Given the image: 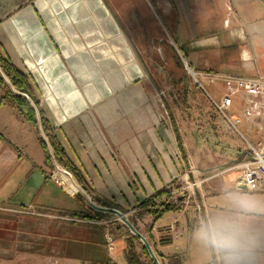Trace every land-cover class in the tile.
<instances>
[{
    "label": "crops",
    "instance_id": "crops-1",
    "mask_svg": "<svg viewBox=\"0 0 264 264\" xmlns=\"http://www.w3.org/2000/svg\"><path fill=\"white\" fill-rule=\"evenodd\" d=\"M120 5L108 8L117 16L119 41L127 43L115 66L112 46L98 50V19L88 0H0V55L28 77L35 101L24 98L36 112L35 123L19 114L7 95L15 93L0 84V243L31 250L30 260L128 264L125 238L112 234V247L107 241L118 214L103 208L136 214L141 231L149 224L147 234L163 257L161 240L178 243L191 226H202L242 241L239 252H226L209 240L221 254L219 264H264V190L244 189L236 167L248 157V143L262 137L264 95L208 80L201 87L191 74L264 77V0ZM150 40L160 46L151 63L145 45L133 44ZM162 68L175 80L151 76ZM226 95L232 97L228 113L242 119L243 141L215 131L210 142L203 134L212 112L207 96L221 101ZM41 113L90 196L74 176L83 195L51 179L59 164L43 137ZM165 216L169 225L157 228Z\"/></svg>",
    "mask_w": 264,
    "mask_h": 264
},
{
    "label": "rangeland",
    "instance_id": "rangeland-1",
    "mask_svg": "<svg viewBox=\"0 0 264 264\" xmlns=\"http://www.w3.org/2000/svg\"><path fill=\"white\" fill-rule=\"evenodd\" d=\"M69 1L70 0H62L63 3H68ZM122 1H127V0H88V2L91 3L95 7L93 12L96 15V18L98 19L97 21L94 20V23H93V26H97L98 32L100 33V36L98 35L95 38L97 41L98 50L99 51L102 50V53H103L106 51V49L109 51V48L111 49V46H112L115 66H118V65L121 66V62L123 60L122 55H123V53H126L125 52L126 51V46H125L126 42L124 40H123L124 43H121V41H119V40L123 39V36L120 35L121 32H120V27H119L118 21H117V16L112 15L111 14L112 11H109L108 8H110V6L120 8L122 6V5H120L122 3ZM130 1H134V0H130ZM147 1H152V0H147ZM114 11L117 13L120 12L118 8L114 9ZM131 27H132V25H131ZM137 27H138L137 23L132 27V29L135 31V33H137V29H138ZM104 30H105V32H104ZM106 32H107V34H109V33L112 34V32H113V34H112L113 37H111L109 34L107 41L105 38L102 39L103 34H105ZM135 33L133 32V34H135ZM134 37H138V36L134 35ZM133 44L135 46L136 45H145V50H143V54L149 58V59H147L149 63H151V61L157 59L155 54L160 53L159 52L160 46L155 41L152 42L150 40V41H147L146 43L135 41V43H133ZM169 49L170 48H167V50H169ZM172 49H174V48H172ZM163 50H165L164 47H163ZM99 55H100V52H99ZM154 56H155V58H154ZM152 66H154V64H152ZM160 75L162 76L163 80H167V81L168 80H171V81L175 80V76L172 75L170 77V75L167 73L166 68H162L161 74L151 75V76L158 78V76H160ZM163 77L166 79H164ZM150 79L153 80V78H150ZM189 80H192V79L189 78ZM207 100L211 106L212 112L210 114L209 126L203 132L204 136L206 137V140H209L210 142H212V140L215 138H212L211 134L212 133L214 134L215 131H217L218 134H219V132H221L222 134L224 133V135L226 133L227 135H235L238 137L239 134L232 132V130L229 129L228 126L224 123L223 118L218 113V111L216 110V108L214 107V105L212 104V102L208 96H207ZM198 126L200 128H202L203 123H198ZM239 139H240V141H243L241 138H239ZM242 143H244V142H242ZM74 181H75V179H74ZM73 184L77 187L78 193L77 192H75V193L77 195H83L80 187L74 182H73ZM85 196L87 197V195H85ZM87 201H85V199L83 197L84 205L86 204L85 206L89 210H92L90 208L91 207L90 204H92V202L89 200V197H87ZM116 217H117L118 221L116 223H114L115 227L113 229V233H111V232L109 233V234H111V235H109L110 237L113 238V235L119 236V237H124L125 241H126L127 237L130 234L131 235H133V234L131 233L129 227L127 226V224L125 222L128 221L131 225H133V223H135L137 225H133V227L141 235H143L145 237L146 241L149 243V245L151 247V251H153V253L158 258L160 263L161 264L166 263L165 262L166 260L164 261L162 259L163 257L159 255L160 252L158 254V251L155 248L157 244H155V241L150 239V236L147 234V231H148L147 228L149 227V224H146V225H144V227H142V230L144 231L143 232L140 229L141 227L138 225V221L136 219L137 218L136 214L132 217L129 215L126 217H121L119 215H116ZM167 218L168 217L165 216L164 218L160 219L158 221V223L156 224V227L157 228H160V227L166 228L169 225V220ZM132 221H133V223H132ZM97 236L99 237L100 240L103 237V229L100 227H99V229H97ZM19 240H21L22 242L25 243V241L27 239H26V237L21 236V238L19 237ZM29 240H30V238H29ZM4 241H5V239L2 240V243H0V264H63V263H57L51 257H44V258L40 259V258H36L39 256H32V258H34V259L30 260L31 253H32L31 250H26V249H24V250H22V249L12 250L9 247L10 244L8 242L3 243ZM134 245H135V250L138 253V256L140 257L142 262L145 264H150L152 258L150 255H149V257H147L145 255V253L143 252V247H145V246H144L143 242L140 240V238L134 242ZM208 245H209L208 233L206 232L205 228L202 226H200L198 228H196L195 226H191L188 229V232L184 233L182 239L178 243L173 242V243L166 244L162 248L160 247V250L164 255H167L166 256L167 258L165 257L166 259H168V256L172 257L175 255H178L180 257L182 264H219L220 256H221L220 252H218L217 250H213V249L209 248ZM21 246L23 247L24 244H22ZM34 252H37V251H34ZM34 255H36V254H34ZM118 264H127V263H126V261H123V262L120 261Z\"/></svg>",
    "mask_w": 264,
    "mask_h": 264
},
{
    "label": "built area",
    "instance_id": "built-area-1",
    "mask_svg": "<svg viewBox=\"0 0 264 264\" xmlns=\"http://www.w3.org/2000/svg\"><path fill=\"white\" fill-rule=\"evenodd\" d=\"M191 74L198 85L202 87V81L208 80L210 82H220L224 84L229 90L236 92L244 91L249 94L258 96L264 95V77H244L237 75H228L220 73H208V72H195L191 71ZM211 102L223 118L224 123L235 133L242 136L240 131V124L242 122L241 117L228 113V110L232 106V97L226 95L221 101H216L211 98ZM262 119L264 120V112L262 113ZM262 137L255 144L248 143V157L237 164V168L240 170L239 184L245 187L249 192H258L264 190V126L261 129ZM64 178L70 180L73 183V175L70 171L64 169L60 165L56 166V169L51 173V179L60 185L63 189H67L64 185ZM190 185L191 186H194ZM177 191H171V194H176ZM168 197V196H167ZM163 196L164 199L167 198ZM123 217H126L122 214ZM110 247L114 245L112 237L107 238Z\"/></svg>",
    "mask_w": 264,
    "mask_h": 264
},
{
    "label": "trees",
    "instance_id": "trees-1",
    "mask_svg": "<svg viewBox=\"0 0 264 264\" xmlns=\"http://www.w3.org/2000/svg\"><path fill=\"white\" fill-rule=\"evenodd\" d=\"M0 69L4 73V75L8 78L10 84L15 88L19 93L24 94L28 97H30L33 101H35L34 91L31 86V83L26 75L21 73L14 65H12L8 60L3 58L0 55ZM0 84L8 85L4 79V77L1 75L0 72ZM7 95H9V99L12 102L13 107L17 108L19 111V114L24 116L26 119L32 122H36V112L31 106V104L24 98V96L15 95L11 92H7ZM36 103V102H35ZM41 125L43 128V132L48 139V142L51 146L54 158L56 162L63 167L64 169L70 171L78 185L86 192L87 195L90 196V192L88 189V186L86 185V182L80 173V171L75 167V165L68 159L64 149L62 146L58 143L56 137L52 134L51 127L48 123V121L44 118V116L41 113ZM166 194L165 192L156 195L154 198L148 201V204L152 203V201L157 200L160 198L161 195ZM154 203V202H153ZM145 206V205H144ZM151 206H154V204ZM175 209L174 207H166L165 210L170 211ZM157 213V211H156ZM139 238L134 235H129L126 239L127 242V260L128 264H145L142 262L140 257L138 256V253L135 250L134 242L138 240ZM162 244H168V241L161 240ZM143 252L147 257H149V252L146 247H143ZM161 256V255H160ZM163 257V256H162ZM166 263L165 264H182L180 257L178 255L168 257L166 259L165 257L162 258ZM150 264H155L154 261L151 260Z\"/></svg>",
    "mask_w": 264,
    "mask_h": 264
},
{
    "label": "clouds",
    "instance_id": "clouds-1",
    "mask_svg": "<svg viewBox=\"0 0 264 264\" xmlns=\"http://www.w3.org/2000/svg\"><path fill=\"white\" fill-rule=\"evenodd\" d=\"M208 239L222 251L239 252L242 248L241 239L232 233L212 231L208 234Z\"/></svg>",
    "mask_w": 264,
    "mask_h": 264
},
{
    "label": "water",
    "instance_id": "water-1",
    "mask_svg": "<svg viewBox=\"0 0 264 264\" xmlns=\"http://www.w3.org/2000/svg\"><path fill=\"white\" fill-rule=\"evenodd\" d=\"M0 72H1V75L4 77L5 81L9 84V86L11 87L12 91L15 93V94H18V95H22L24 96L26 99H28V101L33 105V102L31 101V99L24 95V94H21L19 93L15 88H13V86L10 84L8 78L4 75V73L1 71L0 69ZM43 137L46 139L45 135H43ZM52 152V150H51ZM245 189V187H243ZM82 192H84L82 190ZM85 193V192H84ZM100 210H107V211H110V212H114L116 214H118L119 216L123 217L122 216V213L119 212L118 210H115V209H103V208H98ZM127 224V226L129 227L131 233L134 235V236H137L140 238V240L143 242L144 246L147 248L148 252H149V255L151 256L152 260L154 261L155 264H161L160 261L158 260V258L155 256V254L153 253V251H151V247L149 245V243L146 241L145 237L143 235H141L134 227L133 225H131L128 221L125 222Z\"/></svg>",
    "mask_w": 264,
    "mask_h": 264
},
{
    "label": "bare ground",
    "instance_id": "bare-ground-1",
    "mask_svg": "<svg viewBox=\"0 0 264 264\" xmlns=\"http://www.w3.org/2000/svg\"><path fill=\"white\" fill-rule=\"evenodd\" d=\"M64 185L66 186L67 190L70 191L71 193L74 191L77 192V189L74 188L72 182L70 180H67L66 178H64Z\"/></svg>",
    "mask_w": 264,
    "mask_h": 264
}]
</instances>
